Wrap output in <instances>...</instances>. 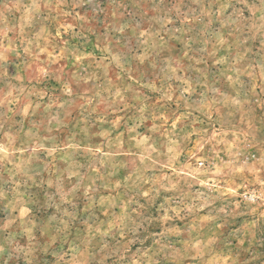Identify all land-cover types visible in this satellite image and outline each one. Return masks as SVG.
I'll return each mask as SVG.
<instances>
[{"label": "rangeland", "instance_id": "1", "mask_svg": "<svg viewBox=\"0 0 264 264\" xmlns=\"http://www.w3.org/2000/svg\"><path fill=\"white\" fill-rule=\"evenodd\" d=\"M53 5L0 0V264H64L65 237L140 205L157 264H264V37L213 43L227 0ZM137 123L180 138L130 150Z\"/></svg>", "mask_w": 264, "mask_h": 264}, {"label": "clouds", "instance_id": "2", "mask_svg": "<svg viewBox=\"0 0 264 264\" xmlns=\"http://www.w3.org/2000/svg\"><path fill=\"white\" fill-rule=\"evenodd\" d=\"M64 0H61L63 3ZM40 4L45 9L56 8L59 5H53V0H40ZM227 6H231L233 11L228 17V28L225 30L224 35L221 36L219 32L215 35L210 36L209 39L215 43L224 37H227L229 41L239 40L244 43L247 40L254 39L257 35L264 37V0H227ZM225 6H221V10H224ZM67 15H71L68 13ZM210 16H215L216 13H210ZM211 23V20H209ZM223 27V25H222ZM264 44V41H262ZM211 56V53H207ZM216 62H219L218 60ZM207 87V85H205ZM183 95V91H181ZM144 107H138V111L141 113V119L143 117ZM127 123V122H126ZM140 124L137 123L133 127H126V131L129 134V147L130 150L137 149L141 144L149 145L151 143H160V149L167 155L165 151L169 146L173 145V140L179 139L180 134L175 131L172 127H164L163 124L160 128L147 129L146 132L148 139L136 132ZM115 131V128H113ZM135 133V135H132ZM158 133V135H157ZM135 141V143H133ZM10 147V145H9ZM0 151L4 152V157L7 158L8 152L6 148H0ZM219 164L221 168H227V165L222 161L218 160L215 154H212L207 160L209 171ZM27 175V173H25ZM97 180L101 179L98 175ZM223 180L225 186H228V182L233 179L230 172H226ZM26 183V181H25ZM217 189L215 185L209 186L208 194L201 193V197L204 198L205 202L212 198L211 193ZM11 195L13 198L19 196L16 187L9 190V192H0V196L7 197ZM140 195L147 196L149 201L152 197L149 193L144 192ZM247 194H245V197ZM203 205H201L202 207ZM140 211L135 216L131 214H124L116 216L110 213L109 217L104 221H94L90 224L84 233H81L75 240L68 241L64 238V243L68 245L67 250H62L60 254V260L64 261V264H157V258L163 259L161 250H144V242L150 236H159L162 238L161 233H149L148 226L151 224V217L143 212L144 205H140ZM223 211V209L221 210ZM87 223V222H85ZM99 241L98 246L95 250L89 252L87 260H82L81 257L84 255V251L92 247L93 243ZM140 245L135 252L131 251L133 245ZM0 251H3V246L0 245ZM152 251V255L148 256L147 252ZM71 254V260H65V256ZM56 255V253H54ZM11 259V257H9ZM8 264V261H5Z\"/></svg>", "mask_w": 264, "mask_h": 264}]
</instances>
